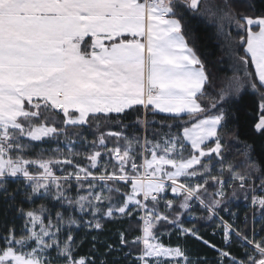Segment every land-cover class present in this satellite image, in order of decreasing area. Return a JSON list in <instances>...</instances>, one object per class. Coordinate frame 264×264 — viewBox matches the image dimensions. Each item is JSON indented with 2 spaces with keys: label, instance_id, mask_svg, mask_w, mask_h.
Instances as JSON below:
<instances>
[{
  "label": "snow or ice",
  "instance_id": "6c2138e0",
  "mask_svg": "<svg viewBox=\"0 0 264 264\" xmlns=\"http://www.w3.org/2000/svg\"><path fill=\"white\" fill-rule=\"evenodd\" d=\"M206 16L235 30L226 34L233 74L211 96L184 22ZM248 89L264 138V12L247 0H0V199L23 221L19 230L15 217L3 222L0 264H95L77 255L76 230L120 219L138 230L131 240L119 234L123 248H138L136 264H193L185 248L162 242L173 231L213 248L217 264H264V169L251 162V146L247 172L226 157V135L239 139L228 108ZM133 113L142 138L123 131ZM149 113L166 115L149 121ZM157 123L167 131L153 128L149 139ZM51 141L58 146L34 151ZM228 188L248 203L244 229ZM198 219L217 224L226 247L205 240ZM233 243L243 256L227 250Z\"/></svg>",
  "mask_w": 264,
  "mask_h": 264
},
{
  "label": "trees",
  "instance_id": "16d2710c",
  "mask_svg": "<svg viewBox=\"0 0 264 264\" xmlns=\"http://www.w3.org/2000/svg\"><path fill=\"white\" fill-rule=\"evenodd\" d=\"M210 2H215V0H210ZM254 6L255 12H264V0H247ZM243 11L248 12L247 4L245 5ZM186 35L188 38V43L197 51V54L204 61L207 70L213 81V87L209 90V96L213 95L214 92L219 91L216 85L220 84L225 79L232 76V63L231 57L229 56V37L227 33H231L232 38H235V30L233 26L229 25L227 22L221 26L220 22L212 16L206 17H195L186 18ZM250 70L254 71L252 65H249ZM257 101L258 97L255 93L248 89L246 93L242 92L240 97L234 99L228 108L230 113H234L231 117L230 129L239 137L238 140L234 139L231 133L226 135L225 142L227 144L228 151L226 153L227 159L235 164L237 168L242 172L249 171L247 164L248 158L243 155L247 146H251L249 149L251 162L257 165L259 168L264 169V138L260 137L255 133L253 129V122L258 116L257 111ZM207 102V101H206ZM138 113H133L129 115L127 119L124 120L126 127L123 131L129 137L142 138L146 133L142 125L136 123V117ZM165 115L157 114L153 116L151 113L148 115L149 121H163ZM153 128H156L160 132L167 131L162 127L161 123L151 125L147 129V135L149 139L152 138ZM103 131L109 130L108 128H103ZM111 130H116L115 126ZM95 132V129H92ZM89 139H93L94 135L89 134ZM61 145L64 143L63 139L59 142ZM58 146L56 141H51L50 144H44L41 148L34 149L35 152H39L42 149L48 151L50 148L54 149ZM80 151H87V148L79 149ZM81 163H85L81 158L77 157ZM67 167V166H66ZM225 179H227V173L225 174ZM17 187L16 183L13 182L10 188ZM229 193V200L231 201L232 211L236 213L237 225L244 229V225L241 223L245 216V205L248 203L243 199V194L240 193L238 198H231V188L226 189ZM73 195L76 193L73 192ZM18 202H20L18 200ZM39 203L48 204V201L40 200ZM39 203L35 206L39 207ZM22 206L28 207V203H23ZM50 206V205H49ZM195 215L197 217H203L205 213L199 206H196ZM221 212L220 214H224ZM79 216V213L76 214ZM250 216L251 213H248ZM15 217L14 223L19 230L22 226V219L16 214L14 209H6L5 204L2 199H0V233L3 232V222L5 219L12 221ZM188 215H185V226L191 227L193 221L187 220ZM86 219H91V217H86ZM251 224L248 225L251 228ZM195 227L199 229V234L208 240L211 244H215L218 248L226 247L223 242L221 235V230L217 224L211 221H206L204 219H198L195 221ZM256 230L260 231L261 225L256 223ZM129 229V222L123 219L104 221V229L100 232L89 229H78L76 230L77 239L82 241L77 249V255L86 258H92L95 260V264H136L134 256L138 252V248H134L129 245L127 248L119 243V234L121 231H125L129 240H131L135 235L139 234L138 230L127 231ZM217 230L216 234L213 231ZM95 237V240H93ZM161 240L164 244L170 246L180 245L185 248L193 264L196 261H203L206 258L207 264H217L219 259L217 252L204 245L201 241L195 240L191 237H181L177 232L173 231L171 235H162ZM112 245L114 248L122 249L117 252H110L107 245ZM234 256H243V247L239 243H233L231 248L227 249ZM130 252L131 255H124V253ZM227 264V262H225Z\"/></svg>",
  "mask_w": 264,
  "mask_h": 264
},
{
  "label": "rangeland",
  "instance_id": "374dc122",
  "mask_svg": "<svg viewBox=\"0 0 264 264\" xmlns=\"http://www.w3.org/2000/svg\"><path fill=\"white\" fill-rule=\"evenodd\" d=\"M232 26V25H231ZM234 28V26H233ZM228 48H229V43H228ZM231 63H232V67H231V71H232V74H233V59L231 58ZM169 196H171V194L169 193ZM196 206H199L198 204L195 205V208ZM190 216L187 217V220L188 221H193V220H189ZM191 219V218H190Z\"/></svg>",
  "mask_w": 264,
  "mask_h": 264
},
{
  "label": "built area",
  "instance_id": "2783aa9c",
  "mask_svg": "<svg viewBox=\"0 0 264 264\" xmlns=\"http://www.w3.org/2000/svg\"><path fill=\"white\" fill-rule=\"evenodd\" d=\"M247 208H248V204L245 206V209H247ZM222 216H224V218H225L226 220L229 219V216H228V213H227V212H225V214L222 215ZM230 222H231V221H230ZM235 223L237 224V220H235ZM257 232H259V231H257ZM213 233H215V232H213Z\"/></svg>",
  "mask_w": 264,
  "mask_h": 264
},
{
  "label": "crops",
  "instance_id": "0c3cea01",
  "mask_svg": "<svg viewBox=\"0 0 264 264\" xmlns=\"http://www.w3.org/2000/svg\"><path fill=\"white\" fill-rule=\"evenodd\" d=\"M253 68H254V66H253ZM162 115H166V114H162Z\"/></svg>",
  "mask_w": 264,
  "mask_h": 264
}]
</instances>
